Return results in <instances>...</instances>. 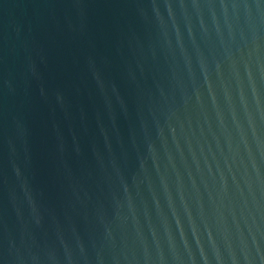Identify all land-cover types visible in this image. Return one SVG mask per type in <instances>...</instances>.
<instances>
[{
  "label": "water",
  "instance_id": "water-1",
  "mask_svg": "<svg viewBox=\"0 0 264 264\" xmlns=\"http://www.w3.org/2000/svg\"><path fill=\"white\" fill-rule=\"evenodd\" d=\"M0 264H264V0H0Z\"/></svg>",
  "mask_w": 264,
  "mask_h": 264
}]
</instances>
